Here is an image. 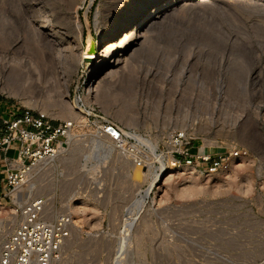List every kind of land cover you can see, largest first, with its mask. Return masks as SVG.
Wrapping results in <instances>:
<instances>
[{"label":"rangeland","instance_id":"374dc122","mask_svg":"<svg viewBox=\"0 0 264 264\" xmlns=\"http://www.w3.org/2000/svg\"><path fill=\"white\" fill-rule=\"evenodd\" d=\"M163 1L0 0V117L29 110L57 124L80 115L59 155L35 167L30 179V194L48 199L50 220L63 211L77 219L79 233H70L59 264L113 261L131 218L137 219L126 264H250L264 256V0H181L149 17L137 39L109 37L106 45L125 46L123 55L110 64L108 48L94 84L88 73L94 59H81L130 12ZM92 109L157 144L177 130L193 152L248 154L213 174L172 167L166 157V170L152 169L139 186L116 149L98 155V131L86 118ZM151 181L137 210L138 193ZM193 185L204 188L197 197L177 195ZM6 210L0 215L8 219L13 208ZM90 245L96 253L78 260Z\"/></svg>","mask_w":264,"mask_h":264},{"label":"built area","instance_id":"2783aa9c","mask_svg":"<svg viewBox=\"0 0 264 264\" xmlns=\"http://www.w3.org/2000/svg\"><path fill=\"white\" fill-rule=\"evenodd\" d=\"M76 98V106L83 114L84 102ZM94 112L92 109L86 115L88 127H95L135 167H152L162 173L168 165L166 157H170L172 167L186 165L213 174L227 170L232 160L248 154L245 149L216 155L193 152L185 133L177 130L167 134L161 143L150 146L149 136L127 132ZM0 123V213H7V207L11 206L16 219L12 224L3 218L6 214L0 215V264H58L60 251L70 237L72 216L64 212L54 220L48 219V199L32 196L24 187L35 167L59 155L63 140L69 137L75 123L64 120L56 124L45 113L34 114L29 110L8 119L0 117ZM9 151H12L11 156H8ZM157 159L162 161V166ZM71 264L94 263L76 261ZM250 264H264V256Z\"/></svg>","mask_w":264,"mask_h":264},{"label":"bare ground","instance_id":"6f19581e","mask_svg":"<svg viewBox=\"0 0 264 264\" xmlns=\"http://www.w3.org/2000/svg\"><path fill=\"white\" fill-rule=\"evenodd\" d=\"M180 1L181 0H165V1H163V4H158L156 6H153V8L151 10H148V6L147 5H144V6L140 7V8H138L137 11L130 12L128 18H126V19L118 22L107 33H105L104 35L100 36V38L98 40V43H97L98 50L96 52H93L92 54L89 53V54H85L83 56L81 55L82 56L81 59H94V65L89 69V72H88L90 74V80L92 81V84L96 83V79L99 76L98 74L100 72H102L101 69L103 68V66L105 64V58H106V56L108 54V52H107L108 51V48H109V52L111 53V57L113 58V59L109 60L108 63H110V64L112 63L114 65V64L118 63L121 60L118 56H122L123 55V54L122 55L120 54V50H123L125 48V46L118 47V48H114L113 45H108V44L106 45V42L109 40V37H113V36L115 37L116 34L119 33L120 34V37L123 36V38H120L119 37L120 38L119 40L129 39V38L131 40L137 39V37L135 35L137 33V30L140 29L144 25L145 21H148L149 17H151L152 15H153V17H158L159 16L158 14H159L160 11H162L163 9H165V8H167L169 6L171 7V5L177 4ZM134 19H135V21H134L133 25L131 27H129V24ZM125 43H127V42H125ZM10 74L13 75V76L15 75L14 77H16V78H22L21 75L18 72H11L10 71L9 72V75ZM65 89H66V87H65ZM77 100L78 99H75V102H74V105L75 106H76ZM70 116H71V119H73V120L80 119V115H78V111H77V113L75 112L73 114H70ZM81 120H82V118H81ZM70 137L71 136L69 135V138ZM94 142H96L95 143V147L98 149V155L107 156V155H109V154L112 153L113 149L115 150V148L110 143V141H108L107 139H105L102 136H100V133L99 132L96 134V140H94ZM148 142H149V145L150 146H154V144L156 143L153 140H148ZM92 155L93 154L90 153V154H88L86 156H83L84 157V160L85 161H88V160L92 159ZM121 157H123V156L121 155ZM169 159H170V157H169ZM130 165H131V168H130ZM128 166L132 170V171L130 170L131 171V174H130L131 180L133 182H135L136 184H138L139 186H141V184L144 183V181H146V179H148V177L151 174L152 169H153L152 167H148L147 169L141 168V169H144L146 171V172H144L139 167H135L130 161H129V165ZM161 166H162V164H161ZM34 171H35V168H34ZM158 174H157V176H158ZM155 179H156V177H154L153 180L155 181ZM154 183L155 182L151 181L150 184H149V186H148V188L145 191H143V192L139 191V193H138V200H137V202H135V203H137V205H139V206H137L138 207L137 210H140V209H142L144 207L145 200L148 198L149 193H150V190H151V188H152V186H153ZM31 189H32V183H31V181H29L26 184V186L24 187V190L30 193L31 192ZM202 189H204L202 186L193 185V186H190L188 188L179 189L177 195L181 199H188V198L192 199L193 197L195 198V196L197 197V195L201 194V192L203 191ZM65 207H67V206H65ZM71 207L74 208L73 211H75L76 214H77L78 209H79L78 205L76 203H74V204L71 205ZM69 209H70V207H69ZM65 210H68V209H65ZM65 212H69V211H65ZM46 213H47L48 219H50L49 218V214L51 215V212L48 211V205L46 207ZM62 213H64V211ZM62 213H60V215ZM127 214H130V213L128 212ZM60 215H58V216H60ZM71 216H72V214H71ZM136 219L137 218H131L129 221L126 220L124 222L126 224H123L124 225V229L122 231V238L120 239L121 242L119 241L120 242V244H119V250L117 251L118 255H116V257L114 258L113 261H110L109 260L108 264H126V261L125 260H127V259H125L123 257V255H126L127 254V248L129 247V243H130L129 240L131 239V237H130L131 231L135 230V228H136ZM7 220H10V222L12 224H15V221H16L15 216H13V215L10 216ZM75 224H77V219L74 221V223L71 224L70 233H73L74 232V233L78 234L79 233V227H77ZM137 228H138V226H137ZM135 233H137V232H135ZM135 236L137 237V234H135ZM132 239H133V237H132ZM96 250H97V247L95 249V248H92V246L90 245V246H88V248H86L82 252H80V253L78 252L76 258L78 260L79 259H83L84 260V258L86 256L95 254L96 253ZM61 251H62V249H61ZM61 251H60V255H59L58 264H59V262L61 260ZM257 253H260V252L259 251L253 252V255L254 254H257ZM62 264H64V263H62Z\"/></svg>","mask_w":264,"mask_h":264},{"label":"crops","instance_id":"0c3cea01","mask_svg":"<svg viewBox=\"0 0 264 264\" xmlns=\"http://www.w3.org/2000/svg\"><path fill=\"white\" fill-rule=\"evenodd\" d=\"M196 152H199L198 150H196ZM204 152H206V151H204ZM201 153H203V152H201ZM2 165V154L0 153V166ZM1 169V168H0Z\"/></svg>","mask_w":264,"mask_h":264},{"label":"trees","instance_id":"16d2710c","mask_svg":"<svg viewBox=\"0 0 264 264\" xmlns=\"http://www.w3.org/2000/svg\"><path fill=\"white\" fill-rule=\"evenodd\" d=\"M0 126H1V123H0Z\"/></svg>","mask_w":264,"mask_h":264}]
</instances>
